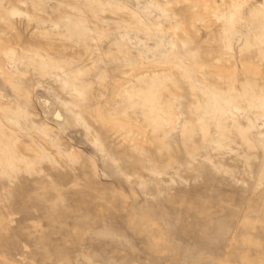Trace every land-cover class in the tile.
I'll list each match as a JSON object with an SVG mask.
<instances>
[{
	"label": "rangeland",
	"instance_id": "1",
	"mask_svg": "<svg viewBox=\"0 0 264 264\" xmlns=\"http://www.w3.org/2000/svg\"><path fill=\"white\" fill-rule=\"evenodd\" d=\"M0 264H264V0H0Z\"/></svg>",
	"mask_w": 264,
	"mask_h": 264
}]
</instances>
